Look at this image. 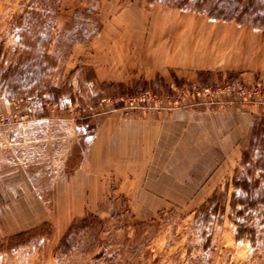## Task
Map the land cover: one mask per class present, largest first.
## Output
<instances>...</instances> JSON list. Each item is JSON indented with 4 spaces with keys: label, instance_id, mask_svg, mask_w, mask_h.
<instances>
[{
    "label": "rangeland",
    "instance_id": "1",
    "mask_svg": "<svg viewBox=\"0 0 264 264\" xmlns=\"http://www.w3.org/2000/svg\"><path fill=\"white\" fill-rule=\"evenodd\" d=\"M181 1L0 0V139L6 151L32 169L47 206V213L35 227L0 239V264H264V209L249 223L256 228L252 243L247 237L237 239L235 221L241 218H231L230 205L236 191L232 184L235 170L242 168V154L250 149L254 127L264 122V98L256 95V91H264V74L207 73L200 81H178L180 84L159 76L132 83L95 79L91 44L108 20L126 8L128 12L132 5H145V10L151 11L152 3L176 7ZM196 1L191 0L187 9L193 10ZM50 25L53 29L45 47L49 57L45 73L22 85V93L8 99L4 93L9 80L6 75L19 59L40 58L44 51L31 42ZM237 78L244 82L245 101L233 88L214 89L224 88ZM206 87L213 88L206 92ZM144 90L157 98L125 102L127 96ZM171 94L178 99L176 105L164 99ZM157 105L165 107V113H153ZM250 109L256 112L242 137L244 142L229 150L227 156V150L219 148L225 158L220 164L212 148L188 151L180 158L179 149L163 148L157 163L142 166L153 172H122L121 163L115 159L116 171L98 174L103 178L91 184L95 194L68 197L66 191L61 196L60 189H68L71 177L85 163L89 140L84 135L91 134L107 115L134 119L142 114L167 120L184 110ZM11 139L18 145H9ZM205 154L209 162L215 160L210 171L209 162L197 163ZM262 158L256 149L249 159L256 163ZM186 159L194 163L189 171L180 173ZM254 171L255 179L261 180L264 171L260 173L259 167ZM138 176H146V180ZM86 185L89 187V182ZM262 189L264 181L259 191ZM215 192L208 208L217 204L224 210L209 214L201 223L198 217L204 214L199 210ZM79 208L81 211L76 210ZM71 226L74 229L65 240L68 251L63 253L60 241ZM208 238L210 244L205 246Z\"/></svg>",
    "mask_w": 264,
    "mask_h": 264
},
{
    "label": "crops",
    "instance_id": "2",
    "mask_svg": "<svg viewBox=\"0 0 264 264\" xmlns=\"http://www.w3.org/2000/svg\"><path fill=\"white\" fill-rule=\"evenodd\" d=\"M125 10L108 20L91 44L90 62L100 82L132 83L158 76L170 82H195L207 73L264 74V29L155 3L151 11H146L145 5ZM255 112L184 110L167 120L142 114L134 119L107 115L91 134L84 135L89 140L85 163L71 177L68 189H60L61 196L66 191L68 197L93 195L91 184L103 178L98 174H113L117 162L122 172H153L142 166L157 163L163 148L179 149V158L188 151L212 148L220 164L225 158L219 148L227 150V156L229 150L242 144ZM9 143L18 145L12 139ZM12 155L0 139V239L32 229L47 213L32 169ZM208 157L200 155L197 163L206 164ZM8 158H12L10 163ZM193 163V159H186L178 171H189ZM209 163L210 171L215 160Z\"/></svg>",
    "mask_w": 264,
    "mask_h": 264
},
{
    "label": "trees",
    "instance_id": "3",
    "mask_svg": "<svg viewBox=\"0 0 264 264\" xmlns=\"http://www.w3.org/2000/svg\"><path fill=\"white\" fill-rule=\"evenodd\" d=\"M190 2L191 0H182L176 7L187 9ZM193 10L211 18L235 21L264 29V0H197ZM52 29V25L48 26V29L44 33H39L31 42L44 51L38 60L34 61L30 58H21L9 70V74L6 75L9 77V80L7 81V86L4 91L8 99H12L21 94L22 85L34 81L45 73L47 69L46 61L49 59L45 47L50 41ZM175 81L178 84L181 83H179L178 80ZM255 139L258 140L257 143H255ZM261 148L262 150H260ZM256 149L259 150V154L263 157L264 122L254 127L250 149L243 152V160L241 162L242 168L235 170V176L232 181L236 191L233 194L230 204L232 210L231 218L233 219L234 216L241 218L240 222L235 221L238 227L237 239L247 237L252 243H254L255 240L256 228L249 223L253 221L257 211L264 209V189L259 191L260 183L264 181V175L262 174L261 180L255 179L254 177L255 168L259 167L261 169L260 173H263L264 158L256 161V163L249 159L251 153ZM215 195L216 192L212 195V198L208 200L207 204L202 206L199 210L200 213L204 214L201 218L200 216L198 217L199 222L204 223V219L207 220L209 214L224 210V208L219 207L217 204L208 208ZM261 215L264 216V211ZM73 229V226H71L67 234L60 241V244L63 245L61 249L63 253L68 251V247L65 246V240L68 237V233ZM21 235L22 234H19V236ZM210 241L211 238H208L205 242V246H208Z\"/></svg>",
    "mask_w": 264,
    "mask_h": 264
},
{
    "label": "built area",
    "instance_id": "4",
    "mask_svg": "<svg viewBox=\"0 0 264 264\" xmlns=\"http://www.w3.org/2000/svg\"><path fill=\"white\" fill-rule=\"evenodd\" d=\"M243 84H244V82H242L240 79L237 78V79H232V80L228 81L226 86H224V88H221L220 86H216L214 89L215 90H219V89L222 90V89L233 88V90H236V93L239 95V97H243L242 95H245V89H244ZM212 88H207L206 87L204 89V91H206V92L211 91ZM260 94H262V95H260ZM256 95H258V97L263 100L264 91L263 90H260L258 92L256 91ZM146 96H148L150 98H155V99L157 98L156 94L152 93L149 90H144L139 95H135V96H131V97L127 96L126 99H125V102H127V101L135 102L136 100H140L141 98H144ZM164 97H165L164 99H167L168 102L173 104V105H176V103L178 102V99L176 98L175 94L165 95ZM246 99H247L246 97H243L244 101ZM125 108L127 109L128 106H126ZM172 108H175V107H172ZM172 108H168V109H172ZM163 111H165V107H160L159 105L153 106V113L158 114V115H162L163 113H165ZM141 113L142 112H140L138 115H140Z\"/></svg>",
    "mask_w": 264,
    "mask_h": 264
}]
</instances>
